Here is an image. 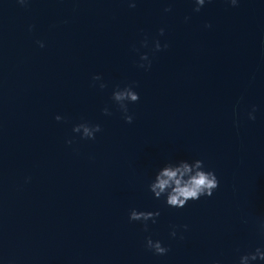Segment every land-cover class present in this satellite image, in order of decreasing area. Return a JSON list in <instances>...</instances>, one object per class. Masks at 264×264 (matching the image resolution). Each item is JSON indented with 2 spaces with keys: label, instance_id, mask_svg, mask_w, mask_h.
I'll use <instances>...</instances> for the list:
<instances>
[{
  "label": "water",
  "instance_id": "95a60500",
  "mask_svg": "<svg viewBox=\"0 0 264 264\" xmlns=\"http://www.w3.org/2000/svg\"><path fill=\"white\" fill-rule=\"evenodd\" d=\"M194 7L0 0V264H238L264 248V0ZM131 84L128 124L111 95ZM80 123L101 131L81 140ZM197 159L219 180L211 197L153 199L159 168ZM131 209L160 215L144 231Z\"/></svg>",
  "mask_w": 264,
  "mask_h": 264
},
{
  "label": "clouds",
  "instance_id": "9594fccd",
  "mask_svg": "<svg viewBox=\"0 0 264 264\" xmlns=\"http://www.w3.org/2000/svg\"><path fill=\"white\" fill-rule=\"evenodd\" d=\"M29 0H16V3L21 7L28 4ZM195 7L194 12H199L205 3H210L211 0H192ZM230 6H237L238 0H226ZM130 8L135 7V3H129ZM165 12L170 9H164ZM210 27V25H205ZM31 31V28H29ZM159 36L164 35V30L160 29L158 32ZM40 48L44 47L43 42L37 41ZM142 48L148 47V39L145 38L141 41ZM163 48H167V44L163 45ZM137 51V49H133ZM162 50L161 43L158 39L152 41L151 51L153 53ZM141 63L137 64V67L147 70L151 67V61L149 60L148 54H142L139 57ZM102 78L99 75H94L92 81L94 86L96 82L101 81ZM100 90H104L107 85L103 82L98 84ZM135 84L126 85L123 88L117 87L113 90L111 95L112 102L116 105L117 109L121 112L125 123H132L133 117L128 114V105L138 102L139 95L134 91ZM235 111V110H234ZM256 112L255 106L248 112V119L254 121ZM103 115H111V112L107 107L102 109ZM60 116H56L57 122L61 121ZM101 128L97 125H90L88 123H80L72 128L74 134H79L81 140H94L96 133L100 132ZM67 144H71V140L66 141ZM27 182V181H26ZM219 186V180L215 173L210 170H205V164L202 160H193L191 162L187 160H179L176 162H167L163 167L159 168L152 181L148 184L147 190L152 194L153 199L159 200L164 199L166 207L180 209L185 207L188 202L197 201L200 198L211 197ZM160 215L157 212H144L131 209L128 214L129 222H140L143 224V230L148 231V221L153 224L156 223V218ZM184 230H187V225L182 226ZM173 238L176 237V230L169 233ZM259 235L264 239V224H261ZM180 239H183L181 236ZM146 250L152 252L154 255L163 256L169 251L168 248L162 246L160 241H153L150 237L145 239ZM264 261V248L257 247L253 251L241 255L238 259V264H254L255 261Z\"/></svg>",
  "mask_w": 264,
  "mask_h": 264
}]
</instances>
